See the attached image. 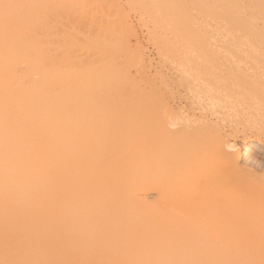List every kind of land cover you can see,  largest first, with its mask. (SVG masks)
Segmentation results:
<instances>
[{"label": "bare ground", "instance_id": "obj_1", "mask_svg": "<svg viewBox=\"0 0 264 264\" xmlns=\"http://www.w3.org/2000/svg\"><path fill=\"white\" fill-rule=\"evenodd\" d=\"M47 1L0 0V264H256L257 262L264 264V55H262V52H260V55L258 52H253L251 55L254 60L253 66L245 58V61L247 60L246 62L254 68L253 73H257L258 76L248 81L242 77V71L239 74L235 72L236 75L232 73L234 77L241 76L243 80L239 77L235 79L239 78V81L243 84L247 81V84L245 83L247 86L244 85L245 87L242 86V83L236 81V84H241L242 90H247L246 94L244 91L241 92L246 96L242 95V99H245L244 103H239L241 105L235 108L236 112L243 115L245 123L240 128L234 127V125L231 127L232 131L230 133L233 132V137L231 136L232 140H230L227 138L229 135L226 137V133L225 135L223 134L218 124L219 120H223L226 114L221 119H218L215 112L217 108H213L218 103L219 98H222L217 95L220 94L219 91L225 88L226 90L231 89V86L227 84L228 81L226 84L224 82L226 78L229 80L231 76L227 66L228 63L225 64L227 66L225 68L221 64L224 62L218 60L222 61L220 64L223 66V69H221H225L224 71L226 72L229 71L228 75L230 76L228 77L227 73H225L226 76H223L225 78L223 79V83L220 82L224 84L222 85L223 88L220 87V84V90L217 93H208L210 97H205L208 96L207 93L205 94L206 90L204 93L202 90V93H196L197 89L195 92L192 91L193 93H176L177 95L173 94L174 96L170 97L171 95H169L167 97V92L157 93V91L154 93L157 90L156 86H158L157 83H154V80L150 79L155 86L149 82L150 86L155 87V89L152 88L153 93H150L152 89L150 91L147 89L150 87L148 81H146L147 83L143 82V80H148L149 78L145 79L142 76L145 72L141 74L142 54L139 53L141 49L138 52V46H135L137 48L135 49L134 47L133 50H130L133 47L129 48L128 46V50L126 51L123 47L118 48L119 52H122L121 50L125 53L131 51L130 53L132 54L130 56L133 55V58H129L131 59L130 62L133 61L134 65L141 64L140 67L136 68L133 63L130 64L129 62L128 64V60L125 61L127 62L125 64L123 62L128 70L132 65L136 70H141V73L138 72L137 74L136 71V74L139 76V79L144 78L142 79V84L146 85L145 88L147 87V90L142 88L144 86L141 88L149 93H139L138 87L135 88L134 85L128 88L129 84H133V82L128 83L129 80L125 76L130 74L131 70L127 71V68L120 66L123 65L121 59L123 61L126 58V56L123 58L124 54L118 56L114 52L115 56H117L115 57L114 53H111L109 57H114V61L115 59L118 60L119 57L120 61L117 62L116 60V63L113 61V58L111 59L112 61H109L110 59L107 60L108 58L101 59V53L108 52V49H112L113 47L112 45L110 48L108 45L110 40L104 41V39H107L108 35L112 37L115 35L116 38L122 36H118L119 33L116 35L115 33L117 32L112 31L115 26V21L112 22V20L116 17L113 13H119L124 8H119V11L117 10L121 6H117L118 0H116V6H111L117 7L116 11L114 10L115 12L108 9L106 11V8H108L107 3L105 5L102 4L104 0H101L102 2L98 0L99 6L103 5V7H106L104 9L100 7L101 10L105 11H101L105 13H103V16H106V14L109 16L108 14L111 12L113 14H110L113 18L109 16L111 22L107 24L109 26L106 25L107 29H110L112 25L110 23H113L114 26L112 25V29L110 30L112 35L106 34L107 36H105L103 34L106 37L104 39L102 35L100 37L102 39V43H100L102 48L99 47L101 48L100 51L102 50L103 52L100 53L98 51L99 57H101L99 61H102L100 63L107 62V64L104 67L105 69L96 71L95 73L94 71L97 69L95 66L99 62L93 60L90 54H94L97 51L90 53L91 49H86L90 53H87L89 54L87 55L85 54V49L83 50L87 46L83 44L86 43L83 42V39L85 40V38L91 36V34H88L89 28L86 29L84 26L85 31L83 30V24L87 23L86 26L90 27L94 22H98V20L93 21V18H91L92 12L86 16L88 10L86 9L88 8V4L86 5V3L88 0H56L80 14L86 11L83 15L86 17L90 16V19L84 16L82 18L84 17V19L89 21L92 20L91 24L85 20L80 21V25L83 22L81 25L83 28L80 27L82 33L88 30L86 33L87 37L85 36V38L82 37L83 34L82 36L79 34V39L82 38V41L79 39L78 41L82 42L84 46L81 45L80 47L82 48L83 46V48L78 49L71 46L72 51L75 49L74 53L77 50L83 51L80 54H85L87 56L84 55L85 58L88 60L91 58L96 63V65L95 63L91 64L92 67L96 68H94L95 70L91 68L93 71L86 70L84 72V70V74H80L75 69L76 67L72 63L74 61L70 56L66 55V60H63V58L65 59L63 57L65 54L72 52L66 45L73 39L74 29L71 30L73 31L72 35L67 38L68 40L69 38L71 39L66 41L65 37L67 35H60L59 24H56L59 23V20L55 18L56 15L52 17L53 14L61 11V7L55 6L53 3L56 2L52 0L51 2L53 3H50L57 10L59 9L58 12L54 11L55 13H52L55 7L52 6V9L51 4H49L50 0ZM106 1L108 2V0ZM110 1L108 4H110ZM129 1L128 4L132 6V3L136 0H132L133 2ZM179 1L155 0L154 2L153 0L152 7L155 6V8L160 10L165 9L166 12L170 11L171 14V11H175L174 8H178L177 4H179ZM191 1L189 0V2ZM194 1L191 4L189 3L190 8V5L194 6L195 3L197 4ZM201 1L203 2V0ZM114 2L113 0L111 1V3ZM139 2L142 5L151 4L148 1L144 3V0H139ZM139 2L137 0L136 3ZM182 2L183 0L180 1V4L183 5L184 10L187 6L185 5L186 7H184ZM204 2L205 7L203 8L207 10L202 9L203 3L200 0L199 4H197L199 6H196V4L195 6L199 7L202 12L206 11L208 14L215 13L208 17L219 16L220 23H217V19L216 23L219 24L222 31H235L236 34L238 31L242 32L241 35L238 33L237 38L236 34L232 35L235 41H239V36L243 37V34L246 37L252 33L250 35L251 38L248 36L245 38L249 41L250 45L254 44L253 48L255 44L258 48L264 47L261 46V44L264 45V0H205ZM136 3L134 4L136 5ZM90 4L92 3L90 2ZM185 4H188V2ZM45 5L50 6L52 10L50 16L48 15L50 10L48 12V10L44 9ZM139 6L137 5V7ZM93 8H89V10H97ZM100 8H98L99 12ZM149 8L148 11L147 9H143V11H146L144 13L147 16L150 14L149 11H152ZM155 8H153V13L157 14V9L155 10ZM197 8L191 10L196 11ZM139 9L134 10H137L138 14H142V10L140 9L139 13ZM187 9L189 11V8ZM187 9H185L186 13H188ZM178 11L182 15L180 19H177L178 16L176 15L174 16L177 18L170 17L173 20L177 19L175 21L176 24L182 22L184 26L182 24L179 26L183 27V30L186 27V33L181 30L182 28L179 29L182 32L179 31L177 29L178 25V27H172L171 24L173 23L163 19L166 22L164 23L161 21L162 18L160 19V26L162 24L164 26H166L165 24L169 25V28L165 27V29L168 28L169 30L166 34H170L174 30L173 32L175 33L177 31L179 34L181 33L180 37L190 36V39L189 37L183 38V40L187 41V44L184 41L183 43L185 44L181 43L182 45H178V48L184 47L185 49V45L189 47V44L193 41L191 48L194 50L189 49L190 47L188 50H192L193 53L196 52V55L200 54L199 56L201 57L204 55L200 59L201 63L204 58L208 60L207 63H210L209 61L213 59L215 62H211L215 63L214 67H219L216 65L217 60L213 58V54L216 53L217 55L219 53L215 51L217 49L216 44L219 45L217 41L221 39L218 40L219 37H216L217 39H214L217 40L215 43L208 40L216 47V49L214 48L215 51H209L211 48L207 49L205 47L206 43L199 42L202 40V36L200 38V33L198 32L203 33L205 30L206 33L209 32L207 29H204L206 26L204 27L203 25L205 23L208 24L206 19L203 17L205 19L204 22L198 23L197 21V23L195 22L197 26H192L194 22L192 24V20L188 21V19H191L190 16H186L185 18L183 16L184 13L180 12V9ZM201 11L197 10L196 12L197 14L200 12L199 14H201ZM158 12L161 14L162 11ZM73 13L75 14V12ZM120 13L122 12L120 11ZM164 13H162L164 17H167L168 13H165L166 15ZM44 14L47 15V19L50 17V20L44 21ZM74 14L70 15L74 16ZM124 14L123 12L122 15L127 16V12ZM74 17L76 18V16ZM120 17L122 18V16ZM149 17L150 15L148 19ZM151 17L150 20L153 22L154 18ZM51 18H55L56 20ZM104 18L103 22L99 19L103 24ZM158 19L156 21L159 23ZM195 20L193 19V21ZM48 21L49 23L53 21L52 24L55 27L52 24H47ZM76 21L77 19H75ZM107 21H110V19L107 18ZM213 21L215 22V20ZM208 22L210 23V20ZM120 23H118L119 26L123 22ZM124 24L129 23L124 21ZM46 25L49 30L53 29L50 32L49 30L46 31L49 34L45 32L48 29ZM92 26L91 28H101L105 25H101L100 23L99 26ZM198 26L203 27V30L196 31ZM189 27L190 29H188ZM91 28L90 33L91 31L94 32V30L97 33L100 32L96 31L97 28L93 30ZM107 29L105 33H107ZM128 29L127 27L124 29L126 35L127 33H132L131 31L127 32L126 30ZM193 29L195 30L193 31ZM55 30L58 32L56 33ZM188 30L189 32H187ZM193 32L196 34L192 35ZM243 32H247V35ZM70 33L68 34L70 35ZM97 33L94 34L97 35ZM255 33L261 35H256ZM45 34H48V36L52 35L53 37V34H55L59 35V37L55 36L58 39H51V36H46L48 38H45ZM170 35L172 36L173 34ZM175 35L172 36L173 40L179 37L174 38ZM156 36L161 37L160 34H156ZM171 36H168V39ZM228 36L230 35L225 36V38ZM59 38H62V41H60V47L57 45L56 49L53 48L54 45L50 47V43H47L52 41L51 44H55V42L59 43ZM123 38H125V35ZM154 38V42L160 41L159 39L154 40ZM163 38L165 41L166 36ZM92 39L96 43V38L95 40L94 38ZM168 39L166 40L169 43ZM194 39H197V41ZM74 40L77 39L74 38ZM91 40H88V43ZM63 41L68 42L64 46L69 51H66L67 48L63 49V53L65 52V54L61 56V44H64ZM117 41L119 42V40ZM121 41L119 44H126L123 40ZM238 41H232L235 43L233 46L237 45ZM197 42H199V45L201 43V45L198 46ZM229 42H227V45H230ZM46 43L48 44V48L50 47L48 50ZM71 43L72 41H70ZM168 43L165 41L166 46L170 45ZM175 43L169 46L171 50H175L172 46H176L178 42L176 45ZM119 44L118 47H120ZM155 44L158 46L159 42ZM160 44L162 45V42ZM220 44L223 46V49L227 46H224L222 43ZM221 45H219L220 48L217 51L221 49ZM201 46L203 47L202 49L205 47V52L201 51ZM248 46L245 47V51L250 50L251 53L252 47L247 49ZM51 48L52 50L54 49V52L51 51ZM57 48L61 49L59 54L55 53L56 50L58 51ZM163 48L158 47V49L164 52L162 55L165 56ZM198 49L201 53L195 51ZM135 50L139 53V56L141 55L140 59L139 56L134 55L133 52H136ZM161 50H157L160 52V57L162 56ZM230 50L231 47L228 48V51ZM175 51H179V49ZM253 51L255 50L253 49ZM231 52H233V57L240 58L241 54L238 49L237 52L232 50ZM205 53H208L206 56L210 55L211 58H207ZM243 53L244 55H242L245 56L246 52ZM172 54L171 56L173 57L174 54ZM175 54L177 56L180 53L177 52ZM195 54L192 56H195ZM249 54L246 55L249 56L248 58H250ZM105 55L107 56V54ZM180 55L178 56L179 59L174 57L175 60H178L176 63L179 62L178 65L181 64L182 66L185 61L183 60L184 62L180 63L182 60ZM188 55H184V58L187 59L189 57L188 59L191 63L196 56L192 60L191 56ZM167 56L169 55L167 54ZM80 57L81 60L84 59V62L87 60L82 56ZM218 57L217 59H219ZM167 59H170V57ZM227 60H230V58ZM119 62L121 69L116 67ZM172 62L173 60L171 64ZM195 62L199 66V59H196L192 62V65L189 64V67L191 66L197 71L196 67L198 68V66H194ZM147 63L150 64L149 62ZM201 63L200 66L202 68L200 70H207L209 68L206 69L207 66L201 65ZM84 64L81 65L84 67ZM127 64L130 66L128 67ZM75 65L77 66V63ZM229 65L232 70H239L235 69L239 65L234 68L231 64ZM87 66L85 67H91ZM98 66L103 67L102 64H98ZM161 67L165 68L164 65ZM144 68H148L149 70L150 67ZM175 69H178V67ZM211 69L213 70L214 68ZM133 70L135 71V69ZM165 70L168 71V69ZM192 72V76L195 75ZM199 72L198 74H200ZM202 72L201 77L197 75L201 78V81L203 79ZM160 73L162 76L163 70ZM211 73L215 74L214 72ZM218 73L215 76L218 77L220 75ZM204 74L206 77V73ZM208 74L210 75V73ZM209 75L207 76L209 77ZM163 77L162 79H164ZM168 77L165 78L168 79ZM182 77L181 79L184 80ZM208 77L203 79V81L214 82L215 89V84H218L219 81H213V79H217L213 77L211 81ZM232 77V80H230L235 86L236 84H234ZM130 78L133 79L132 77ZM154 78L158 81L161 77ZM174 78L176 77L174 76ZM163 81L166 82L167 80L165 81L164 79ZM158 82L161 81L159 80ZM187 82L185 84H189ZM137 84L140 85L139 83ZM137 84L135 83L136 86ZM171 84L173 83L171 82ZM206 84L209 86V82ZM210 87H212L211 84ZM186 89L192 90L190 87ZM237 92H233L236 93L235 96L238 93L241 95L240 92ZM223 93L229 95L228 97L231 96L226 91ZM247 93L251 95L248 97ZM221 95L224 94L221 93ZM237 99L239 98L237 97ZM230 101H233L234 104V100L231 99ZM182 104L189 108L187 107L188 109L184 110ZM127 109L139 112L138 123L135 127L128 129H134L132 130V134L130 132H123L121 129H113V124L125 118L124 114L127 113ZM195 111H199V115ZM204 111H209L214 120L215 118L217 119L213 120V122L209 121L204 116ZM234 124L237 125L238 122ZM233 138L235 139L233 140ZM239 138L243 141L246 140L244 142L245 145L254 142L263 148L261 153L256 149L254 151L248 150L246 154L255 163L259 160L257 155H260L262 162L257 166L253 164L260 170L262 169L260 175L256 173L258 169L255 171V169L251 170L253 167L248 169L240 165L241 154L239 150L241 146L237 142ZM191 154H194L197 159L200 158L202 160L198 161L195 157L189 160ZM189 161L191 164H194H192L194 167H198L199 164V167L196 168L197 170H190ZM148 193H153V196L150 197L151 199L148 198Z\"/></svg>", "mask_w": 264, "mask_h": 264}, {"label": "rangeland", "instance_id": "obj_2", "mask_svg": "<svg viewBox=\"0 0 264 264\" xmlns=\"http://www.w3.org/2000/svg\"><path fill=\"white\" fill-rule=\"evenodd\" d=\"M48 1H49V0H48ZM48 1H47V2H48ZM51 1H52V0L49 1V4H51V3L54 2V0H53V2H51ZM100 1H101V0H100ZM109 1H110V0H108V2H107L106 0H104L103 2L101 1L102 4H105V5H106V3H107V7H108V8L103 7V5L99 6L98 0H97V1H95V0H92V1H91V0H88V2L86 3V5L88 4V5H87L88 8H86V9L89 10V8H93V7L95 6V8H93V9H97V10H93V11H92V9H90L91 11L89 10V12H88V10H87V13H86V11H85L84 13H86V14H87L86 16H88V14H89V13L91 14V12H92V14H93L94 16H93V15H90V16H91V18H93V21H94V20H95V21L98 20L99 24L101 23V25H105V26H102L101 28H100V27H95V26H97V25L99 26V24H98L97 21H96L97 23L94 22V24H91L92 20L89 21V20L84 19V17L88 19L90 16H89V17H86L85 15H83L84 13L80 14V13L77 12V11H72L71 8H69V7H67L66 5H64V4L61 3V4L63 5V6H62V5H61L59 2H57L56 0H55L56 3H53V4H54L55 6H57V7H61V8H60L61 11H59V9L57 10V8H56L55 6H53V4H51L50 6H51L52 9H53V7H55V10L53 9V12H52L50 6L48 7V6L45 5L47 8L45 7L44 9H45V10H48V12H49V10H50V13H49V14H48V12H47V14H48L49 16H50L52 13H55L54 11H57V12L59 11L58 13L53 14L52 17L56 15L55 18L59 20V23H56V24H59L58 27H59V33H60V35H61V34H65L64 36L67 35V36L65 37L66 41H69V40L71 39V38H69V40L67 39L69 36L72 35V32H73V31H71V30L74 29V33H75V34L73 33V36H74V37L72 36L73 39L70 40V41H72V43H71L72 45L70 44V41H69V43L63 41L64 44H61V46H62V47H61L62 52H60L61 49H58V48H57L58 51L56 50L55 53H58V54H59V52H60L61 56H63V54H65V52L63 53V49H66L67 47H69V50L72 51V50H73L72 47H73V48H76V47H77L78 49H82L84 45H87V46H85V48H83V50L85 49V51H86V52L84 51L85 54L89 53V52L87 51L88 49H89V50L91 49V50H90V53H91V52H94V51H97V52H94V54H93V53H91V54L89 53V54H90V57H92L93 60L99 62V63H97V65H96L95 62H93V60H91L90 57H88V58H90L91 62H90V60H88L87 58H85V56H86L85 54L81 53V54H82V55H81L80 52H83V51H80V50H77L76 53H74V51H75V49H74V51H72V52H70V53H67V54H65V55L63 56V57H65V59L62 57L63 60H66V55L70 56V58L74 61V62H72V63H73V65L76 67L75 69L77 70L78 73H80V74H84V72H86V70H87V71H88V70L93 71V70H95L96 68H97V69L99 68L98 70L96 69V70L94 71V73H95L96 71H100V70H102V69H105L104 67H106L107 62L100 63L101 60L99 61V58H101V57H102L101 59H107V58H108L107 60L110 59L109 61H112L111 59L113 58V61H114V57H112V58L109 57V56H111V53L113 54L114 52H115L116 54H118V56H122V55L124 54V55H123V58H124V56H126V58H124L123 61H122V59H121V62H122V64H123V62H124V64L127 63V62H128V64H129V62L131 61V59H129V58H130V57L133 58V55L130 56V54H132V53H130L131 51H129L128 53H127V52L125 53V52H123V50H121L122 52H119L118 48L120 49L121 47H123V49L125 48V51H126V50H128V46H129V48L133 47V48L130 49V50H133L135 46H138L139 48L135 47V49L137 48V49H138V50H137L138 52H139V49H141V50H140L141 52L143 51L142 53L139 52L140 54H142V56L140 55L142 58L138 55L139 53H138L136 50H135V51H136L137 53H136V52H133V53H134V55L139 56V59L141 58V61H142L141 63H142V65H141L140 63H139V65H137V64L135 63V64L137 65V66H136V65H134V62H133V61L130 62V64L133 63V65H134L136 68L140 67V65H141V67H142L143 65H145V66H143L142 68L140 67V69L142 70V73H141V70L138 71V69L136 70V68L132 67L133 65H132V66L129 65V66H130V69H129V70H128L127 67H125L126 65H125V66H124V64H123V65H120V62L117 63L118 66H117L116 64H115V65H116V67H118V68H120L119 65H120L121 67L123 66V67L127 68V71H130V70H131V71H130V74L125 75V76H126L127 80H129L128 83H132V82H133V84H129V87H128V86H127V87H128V88H131V86L134 85L135 88L138 87L137 89H138V92H139V93H141V92H142V93H143V92H144V93H147V92H148V91H147V92L144 91L142 88H144L145 90L149 89V91H150L152 88L155 89L154 86H155V84L157 83V85H158V86H156V87H157V88H156L157 90H155L154 93H156L157 91H158L157 93H161V92H162V93H166V92H167V95L165 94L167 97H168L169 95H171L170 97H172V96H174V95H177L178 93H188V92L191 93L192 91L195 92L196 89H197V92H196V93H202V91H203V93H204V91L206 90V91H205V94L207 93V95H208V93H209V94H210V93H217V92L220 90V87L223 88L222 85H224V84H221L220 82L223 83V79H225L224 77L226 76L225 73H227V76H228V77L230 76V75H228V74H229V73H228L229 71H230V74H231V76L229 77L230 79H231V77H232V75H233L232 73L237 72V73L239 74L241 71L243 72L242 77H243V78H246L248 81H249V79H252L253 77L258 76L257 73H255V72L253 73L254 68H253L252 66H253V62H254V60H253V57H251V55L253 54V52H254V53L258 52L259 55L261 54L260 52H262V55H264V47H262V48L259 47V48H258V46L255 44V46H254V48H253V45H254V44H253V45H250L249 41H247L245 38H246L247 36H248L249 38H251L250 35H251L252 33H250V35H247V32H243V33H246L247 36L245 37L244 34H243V37H242V36H239V38H238L239 41H238V40L235 41V40H234V39H235L234 36H232V35L236 34L235 31L226 32V31H222V29H220L219 24H217V23H220V19H218L219 16H216V15H215L217 18L212 16V17L214 18V19H213V18H211V17H208L209 15H212L213 13H212V14H208V13H206V11H203V12H202V11L199 9V7H198V8L196 7V6H199V5H197V4H199V0H197V1L192 0V1H194V3L197 2V4L195 3L196 6H195V4H194V6L190 5L191 8L189 7V3L191 4L192 1L189 2V0H185V1L183 0L182 3L184 4V7L187 6V8H189V11H188L187 8H184V10H183V5L180 4V1H181V0H180V1L178 0V1H179L178 3H179L180 5L177 4V7H178V8H176V9L174 8L175 11H174V10H173L174 12L171 11V14H170V11L166 12L165 9L160 10V9L155 8V6L152 7V5H153V0H144V3H147L146 1H148L149 3H151V4H148V3H147V4L150 5V6H148L147 4H146L147 6H146L145 4H143V5H144V6H143V5L139 2V0H138L139 3H136L137 0L134 1V3H136V5H135L134 3H132V4H133L132 6H130L131 4H128V1H129V0H118V2H117L116 0H113V2L115 1L114 3H111V1H112V0H111V1H110V4H112V5L108 4ZM131 1H132V0H131ZM131 1H129V2H131ZM204 1H205V0H203V2H202V1L200 0V2L203 3V4H202V9H206V8H203V7H205V5H204L205 2H204ZM47 2H45V4L48 5ZM50 2H51V3H50ZM90 2H91L92 4H90ZM116 2L118 3L117 6H120V5H121V6L118 7V8L116 7L118 11L120 10L119 8L122 9V8L124 7V8H123V11L120 10L122 13H120V11H119L120 15H119V13H116V12H115V11H116V8H115V7H111V6H114V5L116 6V4H115ZM119 2H120V3H119ZM132 2H133V1H132ZM154 2H155V0H154ZM184 2H185V3L188 2V4H185ZM57 3H58V4H57ZM94 3H95V4H94ZM96 3H98V4H96ZM201 3H200V5H201ZM89 4H90V5H89ZM93 4H94V6H92ZM192 4H193V3H192ZM137 5H140V6L137 7ZM185 5H186V6H185ZM203 5H204V6H203ZM52 6H53V7H52ZM109 6H110V8H109ZM129 6H130V7H129ZM100 7H102L103 9L106 8V11H107V9H108V10H110V11H112V12H115V13H113V14H115L114 16H116V17H115L114 20H112V22L115 21V23H114L115 26H116V24L120 23L121 21H122L123 23L121 22L122 24L120 23V24H121L120 26H119V24H118V26H119V27L117 26L118 28L115 27V26L113 25V23H110V24H112V25L114 26V27H113L114 29H112V27H111L112 25L110 26V29H107V26H109V25H107V24H108L109 22H111V18H113V16H112V17L110 16V14H111V15H113V14H112V12H111L110 14H108L111 18H110L109 16H107V14H106V16H103V13H104L105 11L102 9L104 12H101L102 10H101ZM132 7H133V9H132ZM143 7H144V8H143ZM145 7H146V8H145ZM149 7H150V8L152 7V8H151L152 11H149V12H150L149 15H150V17L152 16L151 18H154V19H155L156 16L158 15V13H159L158 11H160V12L162 11L161 14L159 13V15H158L157 18H156V19L159 18V19H158L159 23L156 21V19H155V20L153 19V22H154V24H153L152 20H150V17H149V19H148V16H149V15H148V16L145 15L146 13H144V12H146V11H143V9H144V10L147 9V11H148V8H149ZM194 7H196L198 11H201V14H199L200 12L198 13V14H199V17H198V14H197V12H196L197 10H196V11H193V10L196 9V8L194 9ZM48 8H50V9H48ZM63 8H64L65 10H64ZM98 8H100V9H99L100 12L98 11ZM112 8H113V10H112ZM137 8H138V9L140 8V9L142 10V11H141V10L139 9V13H140V11H141L142 14H138L137 10H134V9H137ZM150 8H149V9H150ZM153 8H155V10L157 9V10H156V11H157V14L153 13V12H154V11H153ZM170 8H171V7H170ZM62 9H63V10H62ZM86 9H85V10H86ZM172 9H173V8H172ZM177 9H178V10L180 9V12H183V13H184L183 16H184L185 18H186V16H187V17L190 16L191 19H188V18H187V19H188V21H191V20H192V24H193V22H194V24H193L192 26H197V24H196L197 21H198V23H199V22H204L205 19H206V22H207L209 25L206 24V23H205V24L202 23V24L204 25V27L206 26L204 29H207L209 32L207 31L208 33H206V32H205L206 30L203 31V33H201L200 31H198V30H200V29H201V31L203 30V27H201V26H198V27L196 28V31H198V32L200 33V38H201V36H202V40H200L199 42H202V43L204 42L203 44L206 43L207 45H206L205 47H206L207 49H208V48H209V49L211 48L209 51H211V50H214V51H215V49H216V47H217V49H216L215 52H217V53L219 52L217 55H218V56L220 55L221 58H220V56L218 57V56L216 55V53H215V54L211 53V54H213V58H215V59L217 60V61H216V62H217L216 65L219 66V67H216V68L214 67V64H215V63H213V62H215V60H213V59H212V60L209 59V60H211V61H213V62L209 61L210 63H207L208 60H205V58H204L203 61H202V63H204V64H202L200 59H202L204 55L202 54L203 56L201 57V56H199L200 54H199V55H198V54L196 55V54H195L196 52L193 53L192 50H194V49L191 48V44H192L193 41L191 42V40H190L191 43L188 42V43H190V44H189V47H190V48H189L187 45H185V49H184V47H183V48H178V45H180L181 43H182L183 45L185 44V43H183L184 41H185L186 44H187V41H186V40H183V38L186 39V37H189V39H190V36H186V37L181 36V37H180L181 33L179 34V32L174 28L175 31H177L178 33L176 32V33H177V34H176L175 32H173L174 30L172 31V32H173V33H172L171 30H170V32H171L170 34H173V35L176 34V35L174 36V38H175V37L177 38V36H179V37H178L177 39H174V40H173V39H172V38H173V37H172L173 35L171 36L170 34H166V33L169 32V30H168V28H169L168 26H169V25H168V24H165V25L168 27L167 29H165L166 26H164L163 24H162V26H160V24H161L160 19H161V18H162L161 21H163L164 23H166L165 21H168V22H170V23H173V24H171L172 27H175V26H177V25L179 26L180 24H182V22H181L180 24H176V22H175L177 19H180V18L182 17L181 13H179V11H178ZM185 9H187V12H188V13H186V10H185ZM191 9H193V10H191ZM45 10H44V12H45V14H46V11H45ZM69 10H71V11L69 12ZM114 10H115V11H114ZM176 10H177V11H176ZM206 10H207V9H206ZM63 11H65V12H63ZM110 11H108V12H110ZM125 11L127 12V14H126ZM51 12H52V13H51ZM71 12H72V13H71ZM73 12H75V14H74ZM123 12H124L127 16H123V15H122ZM164 12H165L166 14L168 13L169 16H168V14H167V17H164V15L162 14V13H164ZM194 12L196 13V15H194V14H195ZM77 13H78V14H77ZM94 13H95V14H94ZM97 13H98L99 15H98ZM147 13H148V12H147ZM165 13H164V14H165ZM193 13H194V14H193ZM203 13H204V14H203ZM45 14H44V19H45L44 21L50 20V17H49V19H47V18H46L47 15H45ZM57 14H58V15H57ZM70 14H71V15L74 14V16H76V18H75L74 16H71ZM104 14H105V13H104ZM125 14H124V15H125ZM166 14H165V15H166ZM188 14H190V15H188ZM214 14H215V13H214ZM214 14H213V15H214ZM77 15H78V16H77ZM96 15H97L98 17H97ZM118 15H119V16H118ZM162 15H163V16H162ZM174 15L178 16V18L175 17ZM179 15H181V16H179ZM192 15H193V16H192ZM82 16H84V17L82 18ZM92 16H93V17H92ZM120 16H122V18H124V19H122ZM140 16H141V17H140ZM145 16H147V17H145ZM153 16H154V17H153ZM159 16H160V17H159ZM170 16H172L173 18L175 17V18H177V19H176V20H175V19L173 20ZM104 17H107L108 19H110V21H107V18H104ZM142 17H143V19H144V18H146V19L143 20ZM192 17H193V18H192ZM203 17H204L205 19H204ZM55 18H51V19L56 20ZM81 18H82V19H81ZM103 18L105 19L104 24L102 23V22H103ZM120 18H121V19H120ZM185 18H184V19H185ZM199 18H200V19H199ZM75 19H77L76 22H75ZM89 19H90V18H89ZM99 19H100L102 22H100ZM125 19H126V20H125ZM163 19H164L165 21H164ZM182 19H183V18H182ZM193 19H196V20L193 21ZM203 19H204V20H203ZM207 19H208V20H207ZM216 19L218 20L217 23H216V21H217ZM58 20H57V22H58ZM82 20H83V21L85 20V21L90 22V24L93 25L92 27H95V28H91V25H90V27H87V26H86L87 23H84V24H83V22H82L83 27L85 26L86 29L89 28V29H88V30H89V33H88V34H91L90 37H87V36H86V33H87L88 30H86V32H84V31H85V30H84L85 27L83 28V27L81 26L82 24L80 25V23H81L80 21H82ZM146 20H147V21H146ZM149 20H150V21H149ZM172 20H173V21H172ZM199 20H200V21H199ZM209 20H210V23L208 22ZM211 20H212V21H211ZM213 20H215V22H214ZM73 21H74V22H73ZM124 21H126V23L128 22L130 25H129V24H124ZM178 21H179V20H178ZM50 22H51V21H50ZM55 22H56V21H55ZM105 22H107V23L105 24ZM151 22H152V23H151ZM183 22H184V21H183ZM195 22H196V23H195ZM44 23H46V22H44ZM52 23H53V21H52ZM52 23H49V21L47 22V24H49V25L52 24ZM75 23H76V25H75ZM77 23H78V24H77ZM146 23H147V24H146ZM188 23H190V22H188ZM54 24H55V23H54ZM96 24H97V25H96ZM144 24H145V25H144ZM155 24H156V25H155ZM158 24H159V25H158ZM184 24H186V23L184 22ZM44 25H45V24H44ZM52 25H53V24H52ZM73 25H75L76 27L73 26ZM77 25H78V27H77ZM94 25H95V26H94ZM106 25H107V26H106ZM173 25H174V26H173ZM182 25H183V24H182ZM186 25H187V24H186ZM199 25H201V24H199ZM207 25H208V27H207ZM212 25H213V26H212ZM216 25H217L219 28H218ZM53 26L55 27V25H53ZM88 26H89V25H88ZM122 26L125 27V28H126V27L129 28V29L126 30V31H127V32H128V31H131L132 33H127V32L125 31V32L127 33V35H126V34L124 33V29H125V28H123ZM171 26H170V27H171ZM178 26H177V27H178ZM183 26H184V25H183ZM188 26H190V25H188ZM209 26H211V27H209ZM50 27H51V26H50ZM54 27H52V28H54ZM58 27L56 26V28H58ZM73 27H75V28H73ZM80 27L83 28V30H84L83 32H84V33H82V30L80 29ZM103 27H104V28H103ZM159 27H160V28H159ZM177 27H176V28H177ZM46 28H48L47 25H46ZM52 28H51V29H52ZM56 28H55V29H56ZM90 28H91L92 30L97 28L96 31H100V32L97 33V32H95V30H94V32L91 31V33H90ZM108 28H109V27H108ZM115 28H116V29H115ZM150 28H151V29H150ZM181 28H182V29H181ZM192 28H193V27H192ZM211 28H212V30H211ZM214 28H215V29H214ZM75 29H76V30H75ZM106 29H107V33H105V32H106V31H105ZM111 29H112V31L117 32V33H115L116 35H117L118 33H119L118 36L122 35V36H121L122 38H121V37H120V38H119V37L116 38L115 35H114V36H113L114 39H113L112 36L108 35V34H111V31H110ZM117 29H118V30H117ZM130 29H131V30H130ZM155 29H156V30H155ZM177 29H178V30H179V29L183 30L184 28L181 27V26H179ZM186 29H187V28L185 27V30H183L185 33H186ZM188 29H190V27H189ZM48 30H49V28L46 29L45 32L48 31ZM52 30H53V29H52ZM52 30H49V32L52 31ZM64 30H65L66 32H65ZM80 30H81V32H79ZM181 30H179V31H181ZM194 30H195V29H193V31H194ZM55 31H56V30H55ZM55 31H54V32H55ZM63 31H64V33H63ZM101 31H102L103 33H102ZM148 31H149V32H148ZM155 31H156V33H155ZM190 31H191V30H190ZM196 31H195V32H196ZM57 32H58V31H56V33H57ZM69 32H71L70 35L68 34ZM108 32H109V33H108ZM114 32H112V33H114ZM151 32H152V33H151ZM162 32H164V33L162 34ZM181 32H182V31H181ZM187 32H189V30H188ZM195 32H193L192 35H193ZM204 32H205V33H204ZM223 32H224V33H223ZM46 33H48V32H46ZM51 33H52V32H51ZM59 33H58V34H59ZM94 33H97V35L94 34ZM101 33H102V34H101ZM147 33H148V34H147ZM222 33H223V34H222ZM238 33H240L239 35H241L242 32H241V31H238L237 34H236L237 36L235 35L236 38L238 37ZM48 34H49V33H48ZM48 34H47V35L45 34V38H48L49 36H51V39H52V38H54V39H58V38H56V37H59V35L57 36V35L53 34V35H54V37H53L52 35H49V36H48ZM79 34H81L80 36H82V34H83L82 37H84V38H85V36L87 37V38H85V40L83 39V42H86V43H83L84 45H83L82 42H81V41H82V38L79 39V38H80ZM88 34H87V35H88ZM92 34H93V35H92ZM99 34H100V35H99ZM103 34H104L105 36L108 35V36H110L111 38L107 36V39H104V38H106V37H105ZM106 34H107V35H106ZM129 34H130V35H129ZM131 34H132V35H131ZM154 34H155V35H154ZM156 34H158V35L160 34L161 37L156 36ZM161 34H162V35H161ZM165 34H166V35H165ZM195 34H196V33H195ZM202 34H203V35H202ZM248 34H249V33H248ZM255 34H256V35H261V34H259V33H255ZM94 35H96V36H94ZM101 35L103 36L104 41H105V40H107V41L110 40V41L108 42V45H109V47L113 45L112 49H113L114 51H113L112 49H108L109 51H112V52H109V51L107 52V51H105V52H106V53H105V52H103L102 50L100 51V49L102 48L101 45H100V43H102V42H101L102 39H100V37H102ZM111 35H112V34H111ZM124 35H125V38H123ZM164 35L166 36V38H165L166 43H168L167 40H166V39H168V36H171V38L169 37L170 39H168V41H169L168 44H170L169 46L174 45V44H173L174 42H176V43L178 42L177 45H176V43H175L176 46H172V47H174L175 50H178V49H179V51L171 50V49L169 48V46H166L165 41H164V38H163V37H165ZM184 35H185V34H184ZM190 35H191V33H190ZM224 35H225V36L230 35V36H228V37L225 38ZM46 36H48V37H46ZM55 36H56V37H55ZM64 36H63V37H64ZM77 36H78V37H77ZM88 36H89V35H88ZM127 36H128V37H127ZM133 36H134V37H133ZM195 36H197V35H195ZM231 36H232L233 38H232ZM253 36H254V35H253ZM60 37H61V36H60ZM63 37H62V38H63ZM154 37H155V38H154ZM156 37H157V38H156ZM207 37H208V38H207ZM211 37H212V38H211ZM216 37H219L218 40L221 39L222 41L220 40V41H221V42H220V41L214 40ZM62 38H61V39L59 38V43H58V42H57V43L55 42L56 46H55V44H51L53 41H52V42H47V43H48V44L50 43V44H49L50 47L54 45L53 48L56 49L57 45H59V47H60V43H61L60 41H62ZM74 38L77 39V40H74ZM88 38H89V39H88ZM92 38H94V40H95V38H96V43H94V42L92 41V40H93ZM153 38H154V40H158V39L160 40V41H158V42H159V45H158V46H156L157 44H155V43H158V42H157V41L154 42V41H153ZM161 38H162V39H161ZM179 38H180V40H178ZM181 38H182V39H181ZM193 38H194V36H193ZM193 38H192V39H193ZM210 38H211V39H210ZM224 38H225L226 41H225V40L223 41ZM227 38H228V39H227ZM78 39L81 40V41H80V42H81L80 45H79L80 42L78 41ZM86 39H88V40H91V39H92L91 41H89V42L92 43V44L88 43V40L86 41ZM111 39H112V40H111ZM187 39H188V38H187ZM216 39H217V38H216ZM232 39H233V40H232ZM243 39H244V40H243ZM45 40H46V39H45ZM48 40H49V39H48ZM48 40H47V41H48ZM63 40H64V39H63ZM73 40H74V42H73ZM99 40H100V41H99ZM117 40H119V42H118ZM121 40H123V42L126 43V44H119ZM177 40H178V41H177ZM194 40H195V39H194ZM208 40H209V41L211 40V41H213L214 43H215V41H217V42L219 43V45H221L220 43H222V44H224V46L227 45V42H228V41H230V42H229L230 45L228 44L227 46H225L226 48H224V49H223V46L221 45V49H220L219 51H217V50L220 48L219 45L216 44L217 46L215 47V45H214V44L212 45ZM241 40H243V41L241 42ZM107 41H106V43H107ZM125 41H126V42H125ZM127 41H128V42H127ZM179 41H180V42H179ZM195 41H197V39H196ZM195 41H194V42H195ZM232 41H234V42H237V41H238V43H236L238 46H237V45H235V46L238 47V48H237V47H236V48L238 49L239 53L241 54V56L238 55V56H240V58H239V57L236 58V56L233 57V52H231V50L237 52V49L235 48V46H233L235 43L232 42ZM244 41H245V42H244ZM78 42H79V43H78ZM161 42H162V45L165 44L164 46L168 47V48H166V47H165V48H166V49H169V50H166L165 48H163L164 46H162V45L160 44ZM199 42H197V45H198V46L201 45V43H200V45L198 44ZM213 42H212V43H213ZM225 42H226V44H225ZM231 42H232V43H231ZM239 42H241V43H239ZM243 42H244V43H243ZM47 43H46V44H47ZM66 43H68V44L66 45ZM121 43H122V41H121ZM245 43H246L247 45H246ZM48 44H47V50L50 48V47L48 48ZM88 44H90V46H92V45H93V46L90 47V46H88ZM118 44H119L120 47H118ZM182 44H181V45H182ZM231 44H232V45H231ZM248 44H249V46H248ZM258 44H259V43H258ZM64 45H66L67 47L64 46ZM81 45H83L82 48L80 47ZM160 45H161V46H160ZM195 45H196V42H195ZM208 45H209V46H208ZM245 45L248 46L247 49H249V48L252 47V48H251V53H250V50L245 51V50H246V48H245L246 46H245ZM259 45H260V44H259ZM71 46H72V47H71ZM78 46H79V47H78ZM94 46H95V47H94ZM99 46H100L101 48H100ZM114 46H115V48H114ZM203 46H204V45H203ZM232 46H233V49H232ZM241 46H242V47H241ZM256 46H257V47H256ZM261 46H264V45L261 44ZM86 47H88V48H86ZM158 47L163 48V50L165 51V56L162 55V53H164V52H163L161 49H158ZM172 47H171V48H172ZM180 47H181V46H180ZM192 47H194V46H192ZM205 47H204V49H205ZM212 47H213V48H212ZM229 47H231V50H230V51H228V48H229ZM255 47H256V48H255ZM93 48H94V49H93ZM110 48H111V47H110ZM177 48H178V49H177ZM188 48H189V49H192V50H188ZM202 48H203V47L201 46V48H200L201 51L205 52L206 49L204 50V49H202ZM214 48H215V49H214ZM242 48H243V49H242ZM260 48H261V49H260ZM54 49L52 50V48H51V51L54 52ZM86 49H87V50H86ZM95 49H96V50H95ZM142 49H143V50H142ZM181 49H182V51L185 50V51L183 52V53H185L184 55L187 56L188 53H189L188 56H191L192 60H193V57L196 56V58H194L193 61H195L196 59H197V60L199 59V62L201 63V65H206V66H207L206 69L209 67L211 71H210V70H209L210 72L208 71L209 68H208L207 70H205V69H201V70H200V68H202V67L200 66V63H199V66L196 65V63H197L198 61L194 63L195 65L193 64L195 67L198 66V68L196 67V70L198 69L197 71H195V69H193L191 66L189 67V64L192 65V62H193V61L190 63V61H189V59H188L189 57H188L187 59L184 58V55H183ZM186 49H187V50H186ZM226 49H227V50H226ZM253 49H254L255 51H253ZM67 50H68V48L66 49V51H67ZM69 50H68V51H69ZM103 50H104V49H103ZM157 50H159V51L161 50V55H162L161 57H160V52L157 51ZM170 50H171V51H170ZM259 50H260V51H259ZM51 51H50V52H51ZM98 51H99L100 53L103 52V54H104V53L107 54L108 57H107L105 54H104V56H103L102 53H101V57H99L100 54H99ZM168 51H170V52H168ZM172 51H174V52H172ZM180 51H181V52H180ZM195 51L200 52L199 49H198V50H195ZM207 51H208V50H207ZM220 51H221V52H220ZM50 52H49V53H50ZM177 52H179V53L181 54V55L179 54V55L181 56L180 58L182 59L181 61L179 60L180 63H181V62H184V61H185V62H188V63H186V64H185V62H184V64H182V66H186V65H188V66H187L188 69H187V67H184V68H183V67L181 66V64H179V65H180V66H179V65H178L179 62L176 63V61H178V60H175V57H177V59H179V58H178V56H179L178 54H177V56H175V55H176L175 53H177ZM203 52H202V53H203ZM211 52H212V51H211ZM225 52H227V53H225ZM229 52H231V54H229ZM241 52H242V53H241ZM243 52H246V53H245V56H246L247 54L250 53V54H249V55H250V58H248L249 56H246V57L243 56V55H244ZM248 52H249V53H248ZM55 53H54V55H55ZM95 53H96V54H95ZM97 53H98V54H97ZM115 53L113 54L114 56H115ZM170 53H171V54L173 53L174 55H173V54H172V55H173V57H174V56H175V57L173 58V57L171 56ZM200 53H201V52H200ZM208 53H210V52H208ZM208 53H205V56H206V54H208ZM52 54H53V53H52ZM52 54H50V55H52ZM89 54H87V55H89ZM92 54H93V55H92ZM120 54H122V55H120ZM125 54H126V55H125ZM167 54H168L169 56H167ZM194 54H195V56H192V55H194ZM228 54H229V55H228ZM242 54H243V55H242ZM74 55H76V56L74 57ZM84 55H85V56H84ZM91 55H92V56H91ZM96 55H98V56H96ZM127 55H129V57H127ZM224 55H225V56H224ZM72 56H73V57H72ZM78 56H79V57H78ZM80 56H82L83 58H85V59H87V60L84 62V59L81 60V57H80ZM163 56H164V57H163ZM186 56H185V57H186ZM197 56H198V58H197ZM211 56H212V55H211ZM215 56H216V57H215ZM242 56H243V57H242ZM86 57H87V56H86ZM97 57H98V58H97ZM104 57H106V58H104ZM115 57H117V56H115ZM162 57H163V59H161ZM168 57H170V59H167ZM206 57H207V56H206ZM208 57H210V55H208ZM208 57H207V58H208ZM217 57H218L219 59H217ZM225 57H227V58H225ZM57 58H59V57H57ZM120 58H121V57H120ZM165 58H166V59H165ZM172 58H173V59H172ZM210 58H211V57H210ZM229 58H230V60H227V59H229ZM238 58H239V59H238ZM241 58H242V60H241ZM243 58H244V59H243ZM245 58H247V60H249V63H250L252 66L249 65V63L246 62L247 60L245 61ZM142 59H143V60H142ZM185 59H186V60H185ZM223 59H224L225 61H224ZM107 60H103V61H107ZM116 60H117V59H115V61H114L115 63H116ZM126 60H128V61L125 62ZM144 60H145L146 62H145ZM161 60H162V61L164 60V62H162ZM165 60H166V61H165ZM168 60H171V61L173 60L174 63L172 62V64H171V61H168ZM183 60H184V61H183ZM190 60H191V59H190ZM218 60H222L224 63H221L222 61L220 62V61H218ZM232 60H233V62H231ZM59 61H60V60H59ZM61 61H62V60H61ZM87 61L89 62L88 64H87ZM118 61H120V60H119V57H118L117 62H118ZM139 61H140V60H139ZM101 62H102V61H101ZM143 62H144V64H143ZM147 62H149L150 64H148ZM158 62H159V63H158ZM168 62H169V64H168ZM205 62H206V63H205ZM63 63H64V61H63ZM75 63H77V66L75 65ZM84 63H85L86 65H85ZM94 63H95V65H96V66H95L96 68H95L94 66H93V67L91 66V64H94ZM162 63H163V64H162ZM220 63L223 64L225 68L228 66L229 71L226 72V71H224L225 69L222 70V69H223V66H222ZM226 63H228L227 66L225 65ZM245 63H247V64H245ZM81 64H84V67H83V65H81ZM98 64H100V65L102 64L103 67L98 66ZM128 64H127V66H128ZM197 64H198V63H197ZM210 64H211V65H210ZM229 64H231V66H232L233 68L236 67L237 65H239L240 67L237 66V68H235V69H236V70L239 69L240 71H239V70L235 71L234 69L232 70V68L230 67ZM80 65H81V67H80ZM87 65L91 66V67H89L90 69L87 68V67H88ZM157 65H158V66H157ZM163 65L165 66V68H164V67H161V66H163ZM216 65H215V66H216ZM234 65H235V66H234ZM85 66H87V67H85ZM129 66H128V67H129ZM147 66L150 67L149 70H148V68H147V69L144 68V67H147ZM167 66H168L169 68H168ZM173 66H175V67H173ZM241 66H242L243 70H242ZM247 66H248V67H247ZM176 67H178V69H175ZM195 67H194V68H195ZM203 67H204V66H203ZM86 68H87V69H86ZM91 68H92L93 70H92ZM94 68H95V69H94ZM100 68H101V69H100ZM160 68H162V69H160ZM170 68H171V69H170ZM185 68H186V69H185ZM190 68H191V71H190ZM204 68H205V67H204ZM211 68H214L213 70H215V71H213ZM221 68H222V69H221ZM120 69H121V68H120ZM133 69H135V71H134ZM144 69H145V70H144ZM158 69H160V70H159L160 72H162V70H163V74H162V76H161V73L158 71ZM165 69H168V71H166ZM172 69H173V71H172ZM182 69H183V70H182ZM80 70H81V71H80ZM84 70H85V71H84ZM143 70H144V71H143ZM169 70H170V71H169ZM177 70H178V71H177ZM185 70H186V71H185ZM192 70H193V72H192ZM83 71H84V72H83ZM123 71H125V70H123ZM127 71H126V72H127ZM136 71H137V74H138V72H140L141 74H143L144 72H145V74L147 73V75L143 74L142 76H143L145 79H148V78H149V79H148V80H143V82H144V81H145V82L148 81V85H149V86H150V83H149V82H151L152 85H154V86L151 85L149 88L146 87V88H147V89H146V88H145L146 85H145V84H142V79H144V78H140V79H141V81H140L139 76H137V74H136ZM164 71H165V72H164ZM176 71H177V73H176ZM194 71H195V72H194ZM198 71H200V72H199L200 74H198ZM201 71H203V72H202V77H203V79H205L206 77H208V76H207V75H209L208 73H210V75H212L213 73H211V72H214L215 74L219 72L218 74H220V75H218V77H219V76H220V77L222 76V78H220V77L218 78L217 76H215V74H213L212 76L209 75V77H208L209 80L212 81V77L215 76V77H213V78H217V79H213V81H215V80H216V81H217V80L219 81L218 84H215V89H214V84H213L214 82H210V81H206V82H205V81H203V79H202V81H201V78H199V77H201ZM232 71H233V72H232ZM169 72H171V73H169ZM172 72H173V73H172ZM178 72H179V73H178ZM191 72H192L193 74H195V75L192 76ZM196 72H197V73H196ZM128 73H129V72H128ZM140 73H139V74H140ZM154 73H155V74H154ZM164 73H166V74H164ZM189 73H190V74H189ZM204 73H206V77H205V74H204ZM245 73H247L248 75L245 74ZM141 74H140V75H141ZM156 74H157V75H160V76H157ZM180 74H181V77L184 76V77H182V78H184V80L181 79ZM241 74H242V73H241ZM241 74H240V75H241ZM251 74H252V75H251ZM129 75H130V77H132L133 79H131L130 77H128ZM164 75H165V76H164ZM167 75H168L169 77H168ZM197 75H198L199 77H198ZM235 75H236V73H235ZM142 76H140V77H142ZM150 76H151V77H150ZM163 76H164V77H163ZM172 76H173V77H172ZM174 76H175L176 78H174ZM223 76H224V77H223ZM135 77H136V78H135ZM154 77H156V78H158V77L160 78V77H161L160 79H158V81L160 80L162 83L164 82V81H163L164 79H165V81L167 80L166 82L163 83V86H164V87L162 86V83H161V82H158ZM162 77H163L164 79H162ZM165 77H168V79L165 78ZM178 77H179V78H178ZM185 77H186V78H185ZM191 77H192V78H191ZM236 77H239V78L241 79V76H235V77H234V75H233L232 78H233V82H234V84H236V81L240 82V81H239V78L235 79ZM177 78H178V79H177ZM130 79H131V80H130ZM150 79H151L152 81L154 80V83H155V84H154ZM169 79H170V81H168ZM230 79H229V80H230ZM173 80H174V81H173ZM185 80L188 81L187 83H189V84H192L193 82H194V83L196 82V84L193 83L192 85L187 86V85H189V84H185V83H186ZM190 80H191V81H190ZM207 80H208V79H207ZM229 80H227V78H226V79L224 80V82H225V84H226L227 81H228L227 84L231 86L232 91H231V89H230V90H229V89L226 90L225 86H224V88H225L224 90L226 91L227 94L229 93V94H231V96H234V97H231V96H230L231 98L228 97L229 95H226L225 93H223V92H225L224 90L219 91L220 94H217V95H219V97H222V98H221L222 100H221L220 98H219V101L216 100L218 103L215 104V105L213 106V108H217V110H215V112H216L217 114H216V113H215V114L217 115L218 119H221V117H222L224 114H226V115L223 117V120H219L218 124H219V126L221 127V130H222L223 134L225 135V133H226L225 136L227 137V135H229L230 137L228 136L227 138H229L230 140H232V137H233L232 134H233V132L230 133V131H232V128H231V127L234 125V127L240 128V126L242 127V126L244 125V123H245V120H244V118H243V115H241V113L236 112V111H235V108H238V107L241 105V104L239 105V103H241V102L244 103L243 101H244L245 99H242V98H243V96H245V94H246V90H247V89H246V90H245V89L242 90V89H243L242 86H244V85L247 86V85H246V84H247V83H246L247 81L244 79V80L246 81V82H245L246 84H245V83L243 84L242 82H240V83L243 84L242 86H241V84H239V85L236 84V85L234 86V85L232 84V82H231L232 79H231L230 81H229ZM241 80H243V79H241ZM199 81H200V82H199ZM140 82H141V83H140ZM171 82H172L173 84H171ZM203 82L205 83V85H204ZM208 82H209V86H208V84H206V83H208ZM230 82H231V83H230ZM238 82H237V83H238ZM135 83H136V84L139 83L140 85L137 84V86H136ZM146 83H147V82H146ZM159 83H160V84H159ZM165 83H166L167 85H166ZM216 83H217V82H216ZM210 84L212 85L213 89H212V87H210ZM220 84H221V85H220ZM148 85H147V86H148ZM159 85H160V86H159ZM195 85H196V86H195ZM202 85H203V86H202ZM216 85H217V86H216ZM219 85H220V87H219ZM237 85H238V86H237ZM142 86H144V87H142ZM168 86L170 87V89H168V88H169ZM191 86H192V87H191ZM245 86H244V87H245ZM141 87H142V88H141ZM171 87H172V88H171ZM189 87L192 88V90L189 89V90H190V91H189L188 89H186V88H189ZM194 87H195V90H194ZM205 87H206V88H205ZM226 87H228V86H226ZM235 87H237V88H235ZM163 88H164V89H163ZM234 88H235V91H234ZM246 88H247V87H246ZM139 89H140V90H139ZM153 89H152V91H150V93H153ZM158 89H159L160 91H159ZM207 89H208V90H207ZM209 89H210V90H209ZM163 90H164L165 92H164ZM173 90H174V91H173ZM187 90H188V91H187ZM201 90H202V91H201ZM214 90H215V91H214ZM237 90H238V92H240L241 95H239V93L237 92ZM209 91H211V92H209ZM243 91H244L245 94H244V93H241V92H243ZM233 92H237V93H238L237 96H235L236 93H233ZM148 93H149V92H148ZM176 93H177V94H176ZM192 93H193V92H192ZM221 93L224 94V95L226 96V99H225V96H224V95H221ZM173 94H174V95H173ZM243 94H244V95H243ZM242 95H243V96H242ZM250 95H251V94H250ZM250 95L247 93V96H248V97H249ZM223 96H224V97H223ZM241 96H242V97H241ZM170 97H169V98H170ZM205 97H210V96L208 95V96H205ZM237 97H238L239 99H241L242 101H241V100L239 101V99H237ZM245 97H246V96H245ZM248 97H247V98H248ZM223 98H224V99H223ZM231 99L234 100V104H236V105L233 104V101H230ZM225 100H226V102H225ZM235 100H236V102H235ZM246 100H247V99H246ZM228 101H229V102H228ZM247 101H248V100H247ZM247 101H246V102H247ZM224 102H225L226 104H225ZM221 104H222V105H221ZM228 104H229V105H228ZM182 106L184 107V110H187V109L189 108L188 106L185 107L184 104H182ZM187 107H188V108H187ZM227 109H228L229 111H228ZM197 110H198V109H197ZM219 110H220V111H219ZM126 112H127V113L124 114V116H125L124 119H121V120H119L117 123L113 124V126H114L113 129H114V130H115V129H116V130H117V129H121L123 132H130V134H132V133H133L132 130H134V129H131V130H128V129L131 128V127H135L136 124L138 123V120H137V119H138V116H139V112L136 111V110L132 111V109H127ZM195 112H197V111H195ZM204 112H205V113H204V116L207 117L206 119H208L209 121H212V122H213L214 117L211 116V115L209 114L210 112H209V111H204ZM207 113L209 114V116H208ZM197 115H199V111L197 112ZM219 116H220V117H219ZM210 117H211V119H210ZM230 118H232V119L230 120ZM216 119H217V118H215V120H216ZM215 120H214V121H215ZM220 121H221V122H220ZM235 121H236V122H235ZM226 122H227V123H226ZM230 122H231V123H230ZM237 122H238V124L235 125L234 123H237ZM221 123H222V124H221ZM229 124H230V125L232 124V125L230 126ZM225 125H227V126L225 127ZM111 126H112V125H111ZM113 126H112V127H113ZM115 126H116V127H115ZM228 126H230V127H228ZM109 127H110V126H109ZM224 128H225V129H224ZM110 129H111V128H110ZM111 130H112V129H111ZM114 130H113V131H114ZM113 131H111V132H113ZM227 131H228V132H227ZM227 133H229V134H227ZM231 136H232V137H231ZM234 139H235V138H233V140H234ZM245 141H246V140L243 141V140L240 139V138H239L238 141H237L238 144L241 146V149L239 150V151H240V154H241V159L239 160V162L241 163L240 165H242L243 167H246V168H248V169H251V168L253 167V169H251V170H254V169H255V171L258 169V171H257L256 173L260 175L262 169L260 170L259 168L256 167L258 164H260V163L262 162V160L260 159V158H261L260 155H259V154L257 155V156H258L257 158H258L259 160H257V163H255V161H251L252 159H250V158L248 157V155H246V154H247L248 150H251V151L253 150V151H254V150H256V149H257V151H259V152L261 153L263 148L259 147L260 145H258L257 143H254V142H251V143H249V144L247 143V145H245V144H244ZM248 145H249V146H248ZM257 145H258V146H257ZM247 147H248V148H247ZM191 155H192V156H191ZM191 155H190V159H189V160H191L192 157H193V158L195 157V159L198 160V161H201V160H202V159H200V158L197 159L196 156H194V154H191ZM196 155H197V154H196ZM197 157H198V156H197ZM193 158H192V159H193ZM195 159H194V160H195ZM199 159H200V160H199ZM196 160H195V161H196ZM198 161H197V162H198ZM193 162H194V161H193ZM203 162H204V161H203ZM253 162H254V163H253ZM263 162H264V161H263ZM189 163H190V161H189ZM195 163H196V162H195ZM201 163H202V162H201ZM201 163H200V166H201ZM244 163H245V164H244ZM250 163H251V166H250ZM192 164H193V163H192ZM192 164L190 163L191 168L193 167V168H195V169H193V168L191 169V168H190V170H192V171H193V170H197L196 168L199 167V164L197 163V164H198V167H194V166H193L194 164H193V165H192ZM253 164H255L256 166L253 165ZM195 165H196V164H195ZM254 166H255V167H254ZM250 167H251V168H250ZM255 171H254V172H255ZM256 173H255V174H256ZM148 194H149V195H148V198L151 199L150 197L153 196V195H152L153 193H151V194L148 193ZM257 263H258V264H261L260 262H257ZM257 263H256V264H257Z\"/></svg>", "mask_w": 264, "mask_h": 264}]
</instances>
